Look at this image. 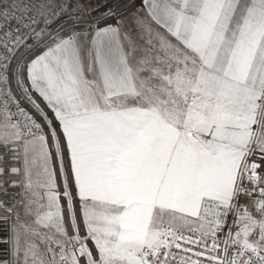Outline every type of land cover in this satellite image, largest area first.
I'll use <instances>...</instances> for the list:
<instances>
[{
  "label": "snow or ice",
  "instance_id": "6c2138e0",
  "mask_svg": "<svg viewBox=\"0 0 264 264\" xmlns=\"http://www.w3.org/2000/svg\"><path fill=\"white\" fill-rule=\"evenodd\" d=\"M0 264H264V0H0Z\"/></svg>",
  "mask_w": 264,
  "mask_h": 264
}]
</instances>
